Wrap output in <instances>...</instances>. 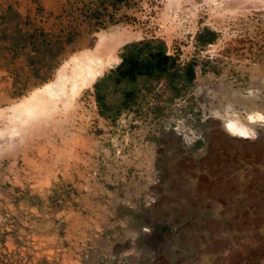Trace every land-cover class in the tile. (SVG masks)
Masks as SVG:
<instances>
[{"label": "rangeland", "instance_id": "374dc122", "mask_svg": "<svg viewBox=\"0 0 264 264\" xmlns=\"http://www.w3.org/2000/svg\"><path fill=\"white\" fill-rule=\"evenodd\" d=\"M234 6L0 0V109L97 33L130 34L72 120L40 124L0 154V264H264V138L229 137L197 84L255 93L264 114V37L232 34L245 10ZM157 53L165 67L120 76Z\"/></svg>", "mask_w": 264, "mask_h": 264}, {"label": "bare ground", "instance_id": "6f19581e", "mask_svg": "<svg viewBox=\"0 0 264 264\" xmlns=\"http://www.w3.org/2000/svg\"><path fill=\"white\" fill-rule=\"evenodd\" d=\"M233 1H236L234 7L239 9L255 8L256 4L264 8V0ZM116 28L97 33L94 46L65 60L57 68L52 80L33 88L26 95L0 109V154L13 150L40 124L72 120L76 108L79 107L77 99L82 91L92 87L107 70L120 62L116 51L122 43L129 40L130 34ZM197 84L198 91L205 95L203 102L207 105L209 116L218 121L217 125L229 137L245 143L254 138H264V128L259 129L260 122H264V114L260 110L263 103L261 97L250 91L247 95L240 94V90L227 88L222 83L214 87L200 81ZM237 95H240L239 98L234 100L233 97ZM226 96L232 100L223 101ZM186 131L190 132L189 129ZM187 139L194 141L195 137Z\"/></svg>", "mask_w": 264, "mask_h": 264}, {"label": "built area", "instance_id": "2783aa9c", "mask_svg": "<svg viewBox=\"0 0 264 264\" xmlns=\"http://www.w3.org/2000/svg\"><path fill=\"white\" fill-rule=\"evenodd\" d=\"M240 14L238 20L242 23L238 31H232L233 35L264 37V8L260 4H256L255 8L248 7V9L241 11ZM228 16L231 17L230 14Z\"/></svg>", "mask_w": 264, "mask_h": 264}, {"label": "trees", "instance_id": "16d2710c", "mask_svg": "<svg viewBox=\"0 0 264 264\" xmlns=\"http://www.w3.org/2000/svg\"><path fill=\"white\" fill-rule=\"evenodd\" d=\"M213 38V34L209 33L208 31H205L204 34L198 36V41L201 44L209 43L210 40ZM155 58V62L149 61L147 64L139 68V63L137 61H131L129 67L121 73V77H131L134 73L137 76H147L149 73V70L153 69L155 66L159 67H165L168 63V57L164 56L161 53H157ZM155 64V65H154ZM184 76L186 77L187 81L190 82L193 78V68L192 65H189L187 69L184 72Z\"/></svg>", "mask_w": 264, "mask_h": 264}]
</instances>
